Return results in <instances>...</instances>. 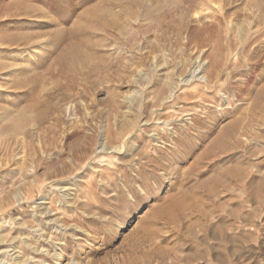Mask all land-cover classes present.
<instances>
[{
  "label": "rangeland",
  "instance_id": "obj_1",
  "mask_svg": "<svg viewBox=\"0 0 264 264\" xmlns=\"http://www.w3.org/2000/svg\"><path fill=\"white\" fill-rule=\"evenodd\" d=\"M0 264H264V0H0Z\"/></svg>",
  "mask_w": 264,
  "mask_h": 264
},
{
  "label": "bare ground",
  "instance_id": "obj_2",
  "mask_svg": "<svg viewBox=\"0 0 264 264\" xmlns=\"http://www.w3.org/2000/svg\"><path fill=\"white\" fill-rule=\"evenodd\" d=\"M30 64V58H28L27 60H25L23 66H28Z\"/></svg>",
  "mask_w": 264,
  "mask_h": 264
}]
</instances>
